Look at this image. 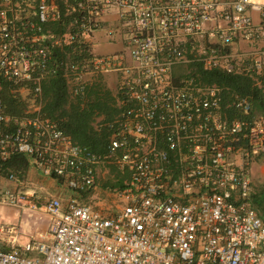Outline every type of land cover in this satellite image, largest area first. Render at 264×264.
<instances>
[{"label":"built area","instance_id":"built-area-1","mask_svg":"<svg viewBox=\"0 0 264 264\" xmlns=\"http://www.w3.org/2000/svg\"><path fill=\"white\" fill-rule=\"evenodd\" d=\"M98 34L118 51L100 53ZM263 40L264 5L253 0H0V164L23 156L71 193L39 206L9 174L16 187H0V208L42 211L48 229L18 243L0 221L12 247L0 248V264H264L251 177L264 162V114L192 68L247 76L264 93ZM66 45L87 56L57 62ZM60 72L84 103L99 77L117 76L104 154L44 113V80ZM6 96L21 99V114ZM110 165L129 177L113 213L92 193Z\"/></svg>","mask_w":264,"mask_h":264},{"label":"trees","instance_id":"trees-1","mask_svg":"<svg viewBox=\"0 0 264 264\" xmlns=\"http://www.w3.org/2000/svg\"><path fill=\"white\" fill-rule=\"evenodd\" d=\"M52 29L58 34L63 32V29L58 24L53 25ZM75 48L77 49L75 50L73 45H66L63 53L59 50L55 53V60L59 62L68 55L74 60L87 56L83 45ZM192 68L199 75V80L202 83L217 85L225 91L226 95L234 92L252 96L255 105L254 114H264V93L255 86L253 80L249 77L230 75L220 70L208 72L204 71L200 65H195ZM43 94L45 100L44 113L58 122L60 127L72 137L77 145L89 148L98 154L106 152L112 136V132L106 124L115 120L119 114V107L118 97L113 96L112 92L106 89L101 81L98 82L96 80L90 87L86 103L81 99H74L76 101L71 99L63 72L49 76L44 80ZM20 100L6 96L10 113L21 114L26 108L25 104L20 102ZM98 118H102V121L97 128L94 123ZM19 157H15L13 160ZM23 158L26 159L25 157ZM121 187L124 188L123 185ZM263 196L264 190L259 195H254L253 204L261 212L264 220Z\"/></svg>","mask_w":264,"mask_h":264},{"label":"rangeland","instance_id":"rangeland-1","mask_svg":"<svg viewBox=\"0 0 264 264\" xmlns=\"http://www.w3.org/2000/svg\"><path fill=\"white\" fill-rule=\"evenodd\" d=\"M255 3H260L264 5V0H253ZM255 15V14H254ZM96 41L100 42V53H112L118 51L120 46L111 47L108 45L109 40L106 39L101 34H98L96 36ZM97 81H101L103 86L112 92L113 96L116 98L118 97V78L114 74L105 75L102 77H99ZM72 99V98H71ZM73 101H76L72 99ZM102 121V118H98L95 121V127H98ZM264 166V164L260 165L259 169L256 168V165L254 167V172L252 173V182L253 186L255 188V193L259 195L264 190V168L261 167ZM104 173H98V179H97V189L93 191V195H95V199L93 201V204L99 208L104 209L108 213L116 212L120 209H122V203L116 198V196L113 194V191L115 189H120L121 186H125L128 183L129 177L128 174L120 173V171L117 169L116 166L110 165L105 167ZM65 190V189H63ZM98 192L100 193L98 195ZM255 194V195H256ZM63 195L70 197L71 193L69 191L63 192ZM47 198H41L38 200L39 206L44 204L46 202ZM264 198V196H263ZM84 202H88L87 197H85ZM1 209H5V215L7 216L8 221L6 222V218H1V223L5 226L12 227L15 232L13 233V236L17 238V240H20L21 242H25L28 239L36 238V236H32L29 232V222L32 217H28L27 221L22 223V227L24 228V232L19 231V228L21 226L22 221V213L20 211L17 212V210L3 207ZM34 213L36 219L38 221H41L42 223H45L46 216L42 211H35ZM17 213V215H15ZM264 216V215H263ZM24 220V219H23ZM23 222V221H22ZM19 232V233H18Z\"/></svg>","mask_w":264,"mask_h":264},{"label":"crops","instance_id":"crops-1","mask_svg":"<svg viewBox=\"0 0 264 264\" xmlns=\"http://www.w3.org/2000/svg\"><path fill=\"white\" fill-rule=\"evenodd\" d=\"M255 22H260V15L255 13L254 15ZM262 46H264V40L262 42ZM245 49L248 46H243ZM19 157L17 159H11V161L0 165V187L1 188H15L16 184L13 181L8 179V175L11 173H15L26 183L27 191L36 195V198L39 200L41 198L53 197L59 195L63 192V187L57 183L54 179L43 175L41 172L37 171L35 167H33L27 159H22ZM264 164L262 161H258L256 164V168L259 169L260 165ZM264 168V166H261ZM105 167L98 168L97 173H104ZM98 193V192H95ZM101 193V192H100ZM98 193V195L100 194ZM5 209L0 208V221L1 218H6V222L8 221L7 216L4 212ZM18 212V211H17ZM36 214V212H34ZM34 213L25 212L23 215L21 226L19 231L24 232V228L22 227V223L27 221L28 217H32L29 222V232L32 236L39 237L44 234L48 229V217L46 216L45 223L38 221L34 215ZM17 215V213H15ZM24 219V220H23ZM19 233V232H18ZM7 235L0 233V248L10 249L12 248L9 243L6 241ZM7 244H6V243ZM18 243H23L20 240H17Z\"/></svg>","mask_w":264,"mask_h":264}]
</instances>
